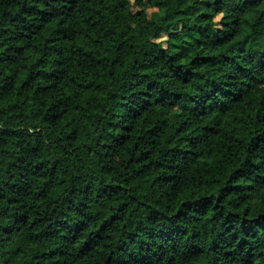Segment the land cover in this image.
Returning <instances> with one entry per match:
<instances>
[{
    "label": "trees",
    "instance_id": "16d2710c",
    "mask_svg": "<svg viewBox=\"0 0 264 264\" xmlns=\"http://www.w3.org/2000/svg\"><path fill=\"white\" fill-rule=\"evenodd\" d=\"M0 264H264V0H0Z\"/></svg>",
    "mask_w": 264,
    "mask_h": 264
},
{
    "label": "rangeland",
    "instance_id": "374dc122",
    "mask_svg": "<svg viewBox=\"0 0 264 264\" xmlns=\"http://www.w3.org/2000/svg\"><path fill=\"white\" fill-rule=\"evenodd\" d=\"M131 1H134V0H131ZM148 11H151V10H148Z\"/></svg>",
    "mask_w": 264,
    "mask_h": 264
}]
</instances>
